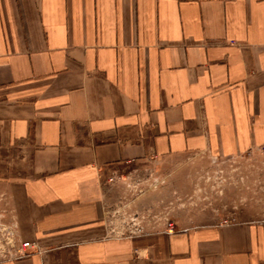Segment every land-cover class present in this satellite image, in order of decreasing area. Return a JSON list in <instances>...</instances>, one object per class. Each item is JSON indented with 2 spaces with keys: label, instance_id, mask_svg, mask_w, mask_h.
Masks as SVG:
<instances>
[{
  "label": "crops",
  "instance_id": "obj_1",
  "mask_svg": "<svg viewBox=\"0 0 264 264\" xmlns=\"http://www.w3.org/2000/svg\"><path fill=\"white\" fill-rule=\"evenodd\" d=\"M258 149L264 0H0V264H264V220L114 234L103 188Z\"/></svg>",
  "mask_w": 264,
  "mask_h": 264
},
{
  "label": "rangeland",
  "instance_id": "obj_2",
  "mask_svg": "<svg viewBox=\"0 0 264 264\" xmlns=\"http://www.w3.org/2000/svg\"><path fill=\"white\" fill-rule=\"evenodd\" d=\"M114 234L264 220V149L232 158L180 155L123 166L103 185Z\"/></svg>",
  "mask_w": 264,
  "mask_h": 264
},
{
  "label": "built area",
  "instance_id": "obj_3",
  "mask_svg": "<svg viewBox=\"0 0 264 264\" xmlns=\"http://www.w3.org/2000/svg\"><path fill=\"white\" fill-rule=\"evenodd\" d=\"M228 221H226V223H227ZM168 227H169V232L170 233H172L173 231H174V224L173 223H169L168 224ZM8 234H10V233H8ZM2 239H6V237H5V235L3 234L2 235ZM7 239H9L10 240V238H7ZM5 241V240H4ZM9 244H10V242H9ZM31 247H35V249L34 250H30L29 248H31ZM23 248L25 249V251H23L22 253H21V257H25V256H29L30 254H32L33 252H38V247H37V245H35V244H31V243H24L23 244Z\"/></svg>",
  "mask_w": 264,
  "mask_h": 264
},
{
  "label": "bare ground",
  "instance_id": "obj_4",
  "mask_svg": "<svg viewBox=\"0 0 264 264\" xmlns=\"http://www.w3.org/2000/svg\"><path fill=\"white\" fill-rule=\"evenodd\" d=\"M30 250H34L35 249V247H31V248H29Z\"/></svg>",
  "mask_w": 264,
  "mask_h": 264
}]
</instances>
